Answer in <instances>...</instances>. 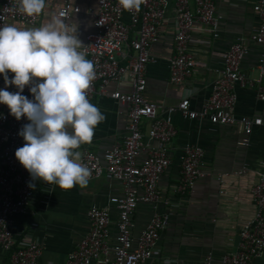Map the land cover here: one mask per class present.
I'll return each mask as SVG.
<instances>
[{
  "label": "built area",
  "instance_id": "2783aa9c",
  "mask_svg": "<svg viewBox=\"0 0 264 264\" xmlns=\"http://www.w3.org/2000/svg\"><path fill=\"white\" fill-rule=\"evenodd\" d=\"M216 0H174L171 53L167 57V80L181 85L194 71L195 60L189 44L192 33L205 32L213 38L218 35ZM166 0H144L140 10L127 11L119 0H95L93 8H82L76 0H60L56 15L65 14V23L73 14L86 13L92 17L93 30L85 33L83 51L94 64L96 77L87 90V98L109 82L126 81L128 91L117 89L108 96L127 105V123L120 139L104 148L101 153L80 148L81 163L92 175L102 174L121 185L118 195H111L107 204H90L86 209L87 231L66 253L63 264H147L154 252L159 233L167 224L168 215L159 209L167 200L161 196L157 182L170 160L168 145L176 130L171 121L173 112L186 119H206L213 124L235 126L242 134L237 144L249 145L253 127H264L257 115H236L235 86H255V97L264 99V0H255L252 11L256 25L246 36L236 37L225 49L221 66L216 69L210 92L197 110L190 108L188 96L159 110L156 103L144 97L145 68L151 60L150 46L157 41L160 28L166 21ZM16 20L27 28H36L38 15L29 16L20 11V0H0V27ZM258 47L255 67L257 74L249 77L239 69V62L248 51V44ZM9 72V79L14 77ZM0 80L4 81L3 74ZM7 91H18L15 85ZM23 95L33 99L29 86ZM26 117L17 120L7 105L0 108V249L8 254V264H36L42 246L24 237L14 242L10 230L11 217L24 214L34 200L35 191L28 187L29 172L15 157L17 148L25 143L18 135ZM143 154V155H142ZM202 148L185 144L179 153L176 190L187 192L194 181L202 176ZM142 155V156H141ZM245 165L237 173L244 172ZM219 192H222L219 190ZM253 212L237 230L236 245L225 250L218 264H254L264 253V154L254 165L253 182L249 189ZM138 203L150 205L151 214L136 236L132 235V213ZM110 206L116 211L114 235L110 234ZM202 264H210V256Z\"/></svg>",
  "mask_w": 264,
  "mask_h": 264
},
{
  "label": "crops",
  "instance_id": "0c3cea01",
  "mask_svg": "<svg viewBox=\"0 0 264 264\" xmlns=\"http://www.w3.org/2000/svg\"><path fill=\"white\" fill-rule=\"evenodd\" d=\"M166 21L160 28L156 42L149 49L151 60L146 64L144 97L156 103L159 110L188 96L190 108L197 110L210 92L215 71L221 66L224 51L238 36H246L256 25L257 18L251 7L255 0H216L218 35L213 38L205 32L195 31L189 44L195 60L192 76L177 85L167 80V57L171 53V31L174 0H166ZM60 0H45V8L38 15L36 28L56 16ZM82 8L95 6V0H76ZM70 27H77L81 42L85 33L92 31V17L86 13L73 14ZM8 25L26 29V25L11 20ZM248 51L239 62L240 71L255 77L259 49L248 44ZM264 93V78H262ZM0 80V89H5ZM117 89L128 91L126 81L109 82L94 92L90 103L100 109L105 120L94 129L89 149L101 153L117 142L127 123V105L116 102L108 93ZM7 90V88H6ZM236 115H257L264 120V99L255 97V86L234 88ZM1 108V104H0ZM176 130L168 145L169 164L159 176L157 186L167 200L159 209L168 215L167 224L159 237L147 264H202L206 255L210 264H218L221 254L236 245L239 225L251 217L253 208L248 189L253 182L254 165L264 154V127H253L249 145L237 144L242 134L235 126L213 124L206 119H186L177 112L171 115ZM197 143L203 151L202 176L187 192L176 190L179 153L185 144ZM143 155V154H142ZM141 155V156H142ZM246 170L237 173L241 166ZM34 200L24 214H14L10 230L14 242L27 237L42 246L36 264H63L66 253L87 231L86 209L90 204L104 206L111 195L121 192L118 181L102 174L89 180L84 187L61 189L58 185L36 181ZM221 190L222 192H219ZM151 214L150 205L138 203L132 213L136 236ZM116 211L110 206V234L114 235ZM0 264H8V254L0 249ZM264 264V253L254 259Z\"/></svg>",
  "mask_w": 264,
  "mask_h": 264
},
{
  "label": "clouds",
  "instance_id": "9594fccd",
  "mask_svg": "<svg viewBox=\"0 0 264 264\" xmlns=\"http://www.w3.org/2000/svg\"><path fill=\"white\" fill-rule=\"evenodd\" d=\"M142 3L119 0L130 12H138ZM44 8L45 0H20V11L29 16ZM64 18L60 13L37 28L0 27V74L6 86L0 89V104L7 105L17 120L29 121L18 133L25 143L15 157L29 172L32 189L41 180L65 190L86 186L92 173L76 149L91 143L94 129L105 120L87 98L96 77L94 64L86 59L77 27H70ZM9 72L15 74L12 79ZM9 85L18 91H7ZM26 86L31 100L22 94Z\"/></svg>",
  "mask_w": 264,
  "mask_h": 264
}]
</instances>
